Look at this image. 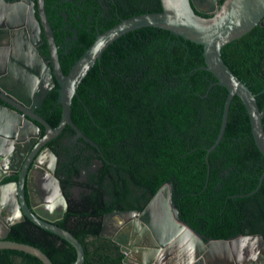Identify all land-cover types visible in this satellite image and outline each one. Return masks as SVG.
I'll return each instance as SVG.
<instances>
[{
  "label": "trees",
  "instance_id": "1",
  "mask_svg": "<svg viewBox=\"0 0 264 264\" xmlns=\"http://www.w3.org/2000/svg\"><path fill=\"white\" fill-rule=\"evenodd\" d=\"M111 1L120 14L115 20L102 16L97 0H46L57 12L67 9L72 21L78 15L84 23L80 27L75 22L83 45L68 56L72 65L94 42L97 29L103 33L121 19L162 10L160 0ZM91 15L94 21L88 20ZM222 57L263 109L264 29L257 26L226 45ZM205 66L202 45L146 27L111 44L80 85L72 119L104 154L97 175L102 192L95 190V204L88 198L80 214L70 211L60 226L82 242L85 264H124L118 245L100 236L96 219L117 210L142 209L165 183L172 185L180 217L205 238L264 235V182L254 192L264 173V156L237 96L223 139L206 162L220 134L228 90ZM69 71L64 68L65 74ZM43 115L56 127L62 109ZM68 131L74 134L66 127L60 137ZM71 215L76 217L67 226ZM90 216L95 221H88ZM8 239L42 249L54 264H73L77 258L72 245L28 222L15 225ZM0 264L42 262L24 252L0 250Z\"/></svg>",
  "mask_w": 264,
  "mask_h": 264
},
{
  "label": "water",
  "instance_id": "2",
  "mask_svg": "<svg viewBox=\"0 0 264 264\" xmlns=\"http://www.w3.org/2000/svg\"><path fill=\"white\" fill-rule=\"evenodd\" d=\"M37 1L52 57L53 68L50 67V74L54 82L60 86L58 101L62 109L61 120L56 127H53L44 118L24 106L11 101H9V108L1 106L0 170L3 166L2 157L11 153L5 150L8 139L16 137V134L13 136L5 132L16 126V122L12 125L15 119H11L12 122L5 120L7 112L23 116L21 121L24 126L20 129V136L28 134L31 130H35L38 136L43 135L40 142L41 148L59 137L66 127H70L74 132V141L80 138L85 140L104 157L100 147L73 121V99L78 95L79 87L85 77L100 61L102 54L111 44L131 31L146 27L161 28L179 38L202 45L206 63L204 69L211 72L216 77L217 83L228 90L220 134L215 145L208 151L207 164H209V154L223 139L230 106L235 96L241 99L247 109L255 143L264 156V108H260L256 95L234 74L222 57V50L226 45L243 37L257 26H264V0H222L220 3L217 2L218 0H206L205 3H200V0H160L161 11L121 19L112 28L103 33L98 32L94 42L72 65L68 74L63 72L60 65L54 34L44 8L45 0ZM34 5L32 0H22L15 5L0 0V12H4L0 13V28L7 25L10 30L20 34L22 30H26V25L29 26L32 23L36 26L37 38L41 24L36 19ZM28 49V53L31 52L35 60L42 63L37 51L31 46H28ZM1 51H3L2 48H0ZM0 68H3L0 70V100L6 102L7 98L14 97L26 104L24 97L18 94L20 91L13 93L8 89V84L13 86L22 84V81L15 80V75L6 71L4 65ZM34 73L38 79L40 73L37 70H34ZM26 74L31 77L30 73ZM50 153L55 156L52 152ZM53 173L52 168L46 172L48 178L41 190L49 196L42 201H37L35 198V189L27 181L26 169L22 171L18 182L8 185L9 187L0 186V250L24 252L36 257L42 264H54L42 249L8 239L12 228L17 223L28 219L37 227L72 245L77 252V258L73 264H85L86 256L82 242L70 230L57 223V220L64 216L68 204L61 193L58 181L51 176ZM6 174L8 171H4L2 176ZM263 182L264 173L254 192L260 189ZM7 193H10V198L15 200L9 209L4 206L3 210H8V213L1 208L2 201L7 200ZM100 236L112 240L121 247L125 255L124 264H155V254L161 249L177 251L182 255V264H264L263 234L238 235L229 239L210 238L205 241L202 234L180 217V212L173 200V188L169 183L163 184L157 190L143 210L113 211L105 214ZM148 250L152 251V256H148Z\"/></svg>",
  "mask_w": 264,
  "mask_h": 264
},
{
  "label": "flooded vegetation",
  "instance_id": "3",
  "mask_svg": "<svg viewBox=\"0 0 264 264\" xmlns=\"http://www.w3.org/2000/svg\"><path fill=\"white\" fill-rule=\"evenodd\" d=\"M5 1L10 5H15L22 0ZM32 1L35 3L33 9L36 19L41 24L40 30L38 31L39 36L37 38L36 26L32 23L29 26L26 25V30H22L23 32H20V34L15 32V30H10L7 25L3 28H0V48L3 49V51L0 52V64L2 67L3 65L5 66L6 71L10 72L12 75H15V80L22 81V84L20 83L13 86L8 84V89L13 93H18V91H20L18 94L24 97L23 99H25V102L28 105L24 104L23 101L21 102L19 98L15 99L14 97H11L7 98V100H5L6 102L0 100V107L4 106L5 108H9V101H11L12 103H16L17 105L28 108V110L45 119L43 114H52V112H54L57 108H60L58 101L60 86L58 83L54 82L53 76L50 74V67L53 68V64L51 61L52 57L50 55L49 41L46 36L45 28L41 22L38 1ZM69 1L71 0H60V3ZM97 1L103 8L102 16L104 18L115 20L120 17L119 12L116 11L111 5L113 4V1ZM221 1L222 0H218L217 2L220 3ZM205 2L206 0H200V3ZM44 8L50 27L54 34L60 65L64 72V68L71 69L72 67L71 62L68 60V56L71 54L72 50H78L83 45L80 42L81 39L79 34L80 27H83L84 23L80 22L81 17L78 15H75L74 17L76 20L72 21L68 11H65L67 9H62L61 11L57 12L56 6L52 4L47 5L46 0ZM55 12L56 14L58 13V16L60 15L63 18L62 23H60L56 18ZM99 16L100 15H98V17ZM88 20L94 21L93 16L91 15ZM75 22H80V27H75ZM259 26L264 29V26ZM98 30L99 29L96 31L97 34L100 32ZM28 46H31L37 51L42 59V63L36 61L31 52L28 53ZM2 69L3 68H0V70ZM34 70H37L40 73L38 79H36ZM26 73H30L31 77ZM5 85L7 86V84ZM15 114L16 115L12 114L11 112H7L5 115V120L12 122V120L15 119L13 120L12 125H14L16 122L15 128H11L10 131L5 132L13 136L16 134V137H10L11 139H8V144L5 147V150L10 151L11 153L2 157L3 166L0 170V177L4 171H8V174L2 176L0 179V186L9 187L8 185L18 182L22 171L26 169L27 181H29L30 186H34L35 189V198L37 201H42L49 196L48 193L47 195L44 194L41 189H43V183H45V180L48 178L46 175L47 170L52 168L54 173L51 176L58 181L61 193L66 198L68 204V208L64 213V216L57 220L58 225H60V223L65 220L70 211L76 213L78 212V214H80L88 198V201L95 204L92 194L95 190H101L100 184L97 183V175L102 168V156L100 153L95 148H92L88 142L81 138L74 141V134L69 131L65 133L63 137H60V135L41 148L40 142L43 135L38 136L35 130L28 131V134L31 133L29 135L27 133L26 135L24 134V136L19 135L21 127L24 126L23 121H21L23 120V116L17 113ZM49 150L55 156H52ZM73 166H75L74 169ZM7 195V200H10L8 202L5 199L2 201V210L4 206H7V209H9L11 204L15 203V200L10 198V193H7ZM27 198L29 199L28 196ZM84 198H86V200H84ZM145 206L146 205H143L142 209L133 210H143ZM3 211H6L7 213L9 212L5 209ZM13 211L14 209L11 211V213ZM90 212L92 213L94 210L90 209ZM73 217H76V215H71L68 218L66 221L67 226L72 223L74 220ZM103 218L104 216L99 220L96 219V222H100L101 226L103 224ZM87 220L95 221V218L90 216L87 217ZM27 222L37 227L32 223V221L28 219H25L20 223L26 224ZM202 236L205 241L210 239L205 238L204 235ZM118 247L119 251L123 253L121 251V247ZM148 256H152V251L148 250ZM154 258L155 264H182V255L173 249H161L160 251L156 252Z\"/></svg>",
  "mask_w": 264,
  "mask_h": 264
},
{
  "label": "rangeland",
  "instance_id": "4",
  "mask_svg": "<svg viewBox=\"0 0 264 264\" xmlns=\"http://www.w3.org/2000/svg\"><path fill=\"white\" fill-rule=\"evenodd\" d=\"M82 179H84V178H82Z\"/></svg>",
  "mask_w": 264,
  "mask_h": 264
}]
</instances>
